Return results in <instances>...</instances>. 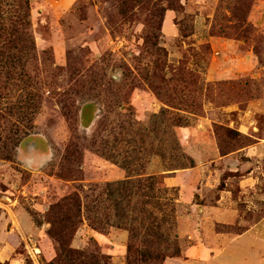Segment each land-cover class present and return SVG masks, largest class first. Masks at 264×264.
I'll use <instances>...</instances> for the list:
<instances>
[{"label": "rangeland", "instance_id": "374dc122", "mask_svg": "<svg viewBox=\"0 0 264 264\" xmlns=\"http://www.w3.org/2000/svg\"><path fill=\"white\" fill-rule=\"evenodd\" d=\"M30 5L32 45L0 55V264L55 263L48 215L66 197L83 212L71 247L97 264H129L131 234L113 219L125 196L135 199L138 248L159 249L155 235L169 232L168 249L180 251L151 264H184L208 215L197 202L234 201L229 227L218 225L225 232L264 216V154L251 153L264 150V0ZM188 130L208 132L218 154L205 156L183 203L166 179L194 162ZM235 155L248 165L238 173L224 159ZM96 202L103 233L84 217ZM252 247L248 238L224 245L209 264H264V249L258 257Z\"/></svg>", "mask_w": 264, "mask_h": 264}, {"label": "trees", "instance_id": "16d2710c", "mask_svg": "<svg viewBox=\"0 0 264 264\" xmlns=\"http://www.w3.org/2000/svg\"><path fill=\"white\" fill-rule=\"evenodd\" d=\"M8 1L9 0H0V55L3 57L5 53L19 52V48H21L22 45L31 44L33 42V36L31 33L32 26L30 22V0H12L15 4H10ZM5 15H7V17H5ZM175 125V127H179L182 123L178 122ZM174 143L177 146L176 148L173 146L172 151H180V153H183L181 145L176 139ZM166 148L167 147L164 145L160 147V150H158L159 153L163 154V151L166 150ZM151 157L152 155L150 154L145 158L149 159ZM190 167H195L194 162L191 163ZM190 167L189 169H191ZM184 169L187 170L188 167H185ZM133 200H135L133 197H123L119 214L113 218L117 221L118 228L123 225V227L131 234L128 245V263L130 264L132 256L136 258L138 254H140V260L143 261L144 264H151L155 259L157 262H162L165 261L166 258L178 257L180 255L178 248H172L171 250L168 249L173 246V244H171V238H169V232L165 234L162 232L159 235H155L157 240L160 241L159 249H155L154 244H149L147 241L142 242L143 250L138 248L139 245L137 243H139V236L135 233L134 229V225L137 222L135 214L136 210H132L130 207ZM96 203L97 205L95 206H85L84 217L94 230L103 233L105 226L102 221H98L97 219L99 216L100 205L98 202ZM48 216L51 224L49 235L59 243L61 249L59 257L53 264H97L93 261L84 260L83 253L74 250L71 247L72 237L83 217L82 206L81 203L79 205V200L75 197L64 198L53 206ZM108 219H111V216H109L107 220ZM106 226L111 227L114 225L107 223ZM162 245H166V247Z\"/></svg>", "mask_w": 264, "mask_h": 264}, {"label": "crops", "instance_id": "0c3cea01", "mask_svg": "<svg viewBox=\"0 0 264 264\" xmlns=\"http://www.w3.org/2000/svg\"><path fill=\"white\" fill-rule=\"evenodd\" d=\"M190 135H195L196 140L192 139L190 141ZM183 141L187 143L189 148L193 149H189V152L193 157L196 167L180 171L175 177L166 179V181L168 186L180 188V191L183 195V203H191L192 197L189 194L187 195V193H191L192 189H194L195 187L192 181H194L196 177H201L202 171L200 167L202 166V162L205 156L212 155V157H216L218 151L215 146L214 139L208 132L193 133L191 132V130H188L184 133ZM196 141L198 143H196ZM206 141L209 142V144H205ZM195 151L198 152L196 153ZM247 152L249 151H246V153ZM242 153H244V151ZM251 153L259 157L264 154V150L257 146L252 149ZM224 159H227L229 161V165L231 166L230 171H232V173H238L240 169L242 170V168L244 169V167H248V165L242 164L240 158H238L237 155L229 156L228 158ZM211 163H213V161ZM205 166L207 165H204L201 168L203 169ZM233 168H236V170L233 171ZM204 187H201L200 190H203ZM196 191H198V188L196 189ZM218 198L215 204H213V207L206 206V204L204 205L203 203L197 202L200 206L204 207L203 209H206V213H208V215L203 217V221L205 220L206 223L200 229L202 231L201 234L199 233L200 237L196 238V235H194L193 238L195 240L189 238L190 241H193L190 242L191 245L185 250L184 258L181 259L184 264H209L212 259L218 256V254L222 253V248L224 245H231L245 238H248L252 242V251L254 252V254L258 255V257L260 256V254L257 249H264V216L261 217L260 220L247 226L244 231L234 232L231 230V232H225V230H220V227L218 225H226L229 227L230 224L227 223V219L230 218V211L234 208V201H232L231 205L224 206L222 205V203L224 201H228L229 198H226L224 196H221V199ZM211 208H213V210ZM237 213L239 214V211ZM196 214L198 215V217L203 216L200 212H197ZM240 219L243 220L244 218ZM235 226L236 224L233 225V227ZM214 251H218V254L214 255ZM260 262L261 261H258L257 264H260Z\"/></svg>", "mask_w": 264, "mask_h": 264}]
</instances>
